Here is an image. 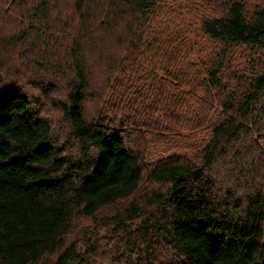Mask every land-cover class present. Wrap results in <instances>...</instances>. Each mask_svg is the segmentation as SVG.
I'll return each instance as SVG.
<instances>
[{
    "label": "trees",
    "instance_id": "obj_1",
    "mask_svg": "<svg viewBox=\"0 0 264 264\" xmlns=\"http://www.w3.org/2000/svg\"><path fill=\"white\" fill-rule=\"evenodd\" d=\"M180 1L0 0V264H264V0Z\"/></svg>",
    "mask_w": 264,
    "mask_h": 264
},
{
    "label": "rangeland",
    "instance_id": "obj_2",
    "mask_svg": "<svg viewBox=\"0 0 264 264\" xmlns=\"http://www.w3.org/2000/svg\"><path fill=\"white\" fill-rule=\"evenodd\" d=\"M197 5H198V3L195 0L194 1L193 0H181L180 1L181 8H188V7L189 8H194ZM1 7L7 8L8 6L5 4V5H1ZM181 18H182V16H181ZM169 22L170 21H167V22H165L163 24V29H164V32L163 33L164 34H167L168 36H173V37H176L177 38V36H178L177 31H179V30H177L175 28L174 29L171 28L172 27V23H169ZM2 26H3V29H4L8 25L6 24V25H2ZM2 26L0 28H2ZM183 32L181 31L180 34L182 35ZM197 36H200V35L197 34ZM197 36H194V35H192V32H189L187 34V36L185 35V38L187 39L188 43H193V42H196V40H198ZM117 58H119V57H117ZM114 62H116L115 59H114ZM121 62H123V64H120V65H123L125 67V70L121 69V71H120L119 69L114 68L117 71H112V72L110 70L109 71H105V74L106 75L103 76L104 73L103 72H100V70H98V67H97V64L98 63H96V60H95V62L93 63L95 65H92L91 66L92 67V70H93V73H94V77L91 76V80L93 82V84L91 85L92 86L91 92H93L94 94L97 93L99 91V87H100L102 89V91L107 94L108 92H110V82H111V80L113 79V77L115 75H116L117 78H119V77H121L120 74H122V76L123 75H126V74H129V72L131 71V67L134 65V62L132 63V59L130 57V54L128 56H126V59L122 60ZM121 62H119V63H121ZM94 66H95V68H94ZM105 85H108V87L105 88V89H103ZM115 91H116V93H118V95L119 94H122V97L124 95H126L125 93H123L122 86L120 88H116ZM140 105H142V103H140ZM140 105L137 106L136 104H134L133 107L136 108L133 111V114L134 115L135 114L138 115L140 113V111H141ZM155 116H156V118H155ZM149 118L150 119L152 118L153 121H155V120H157L158 116H157V114L154 115V114L151 113ZM94 264H113V263H111L110 261L105 262V260H100V262H98V263L95 262Z\"/></svg>",
    "mask_w": 264,
    "mask_h": 264
}]
</instances>
